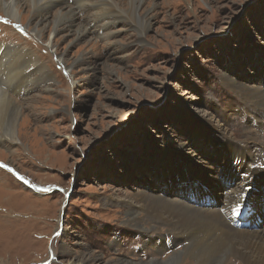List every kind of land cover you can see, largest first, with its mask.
Segmentation results:
<instances>
[{
  "label": "rangeland",
  "instance_id": "1",
  "mask_svg": "<svg viewBox=\"0 0 264 264\" xmlns=\"http://www.w3.org/2000/svg\"><path fill=\"white\" fill-rule=\"evenodd\" d=\"M148 1L140 6L151 16L141 36L120 21L109 35L92 29L76 41L64 31L50 38V27L35 36L27 6L17 19L0 10V43L29 49L54 76L14 95L15 141H0V264H68L84 252L91 264L166 258L184 243L156 252L147 235L169 240L167 227L127 226L126 196L148 191L184 201L197 180L198 192L206 188L217 202L222 187L231 192L242 179L232 157L223 167L231 150L224 132L237 143L264 141V120L242 112L247 99L231 84L264 90V0ZM75 14L82 24L89 18ZM189 112L212 117L205 132L196 127L207 140L190 129ZM238 151L264 166L241 147L230 156ZM220 169L228 181L217 177ZM207 200L200 199L209 207Z\"/></svg>",
  "mask_w": 264,
  "mask_h": 264
},
{
  "label": "bare ground",
  "instance_id": "2",
  "mask_svg": "<svg viewBox=\"0 0 264 264\" xmlns=\"http://www.w3.org/2000/svg\"><path fill=\"white\" fill-rule=\"evenodd\" d=\"M69 1L70 3H68V0H0V10L4 11L8 16L17 19L20 9L27 6V13L30 15V20L32 22V28L30 29L35 36L39 37L46 28L50 27L49 34L52 35L51 37L49 36L50 38L64 31L66 34L74 35L73 39H75V41L84 39L83 37L88 34V36H90L93 32L92 29L99 30L102 35H109L114 27L117 29L116 25L119 26L118 28L122 26L120 21L123 22V25L133 27L137 36H141L150 25L151 16L149 14V8H147L148 6L145 11H141L140 9L143 0ZM150 3L154 7L156 5V0H149L148 4ZM54 8H56V10L52 13V17L49 18L48 14L52 12ZM75 11L79 12L81 19H83L82 11L88 13L89 18L87 17V21L82 24L78 21L79 19L77 20ZM45 42L48 48L55 49L56 44L54 39H47ZM28 50L19 45L7 44L6 42L0 43V68L4 66L3 70H0L2 74L0 80L6 85L4 87L0 85L2 89H0V141L2 142H4V140L15 141L14 128L18 119L17 117L21 112V106L13 99L14 95L19 94L27 96L29 92L50 84L49 82H51V79L54 77L48 67L39 62V56H35V60H33V56L36 54L28 53L30 52V50ZM58 58L64 60L62 56H58ZM231 84L235 87L234 90L247 99V103H245V108L243 109L244 111L242 112L250 113V115L257 117L258 124L261 125L262 120H264V90L244 88L241 84H235V82ZM206 117L207 118L202 116V118H200L190 112L185 116L189 122L190 129L195 132L194 135L199 134L207 140L209 137L202 133L205 132V129L201 125L212 127L213 125L211 123L213 120L211 116L207 115ZM254 124L256 123L254 122ZM196 127L202 132H196ZM220 130L223 131L222 128H220ZM224 135L229 142V148L231 150L234 149L237 151V148L241 147L243 150H247L251 158L264 161V141L253 138L254 141L243 140L242 143H237L234 141L231 132L229 134L224 132ZM260 141H262V143L255 146L257 149L261 150V152L256 154L252 153V146L255 143H260ZM234 143L237 145L236 149L233 148ZM231 150L228 149L227 155L222 157L223 167H232L231 157L232 165L234 163L237 166L235 168L236 170L240 169L237 161L240 160V163L243 162L241 163V167L244 168V162L247 160L250 169L244 172V176H251L250 182L253 183L257 176L256 174L264 170V166H259V164L261 165L263 162L257 161L258 163L249 164L248 158L245 159L244 156L240 154L241 151L230 156V153L232 154ZM228 159L230 164L227 163ZM167 170V172L171 171V169L168 168ZM253 170L255 174L252 173ZM187 171L190 172L189 170ZM189 175L192 174L188 173L187 176ZM217 177L227 179L224 182L228 181L222 169H220ZM248 177H242V182L238 181L233 184L231 186V192L226 189L223 195L221 194V199L218 198L219 201L217 202H215L216 196L212 195L206 188L203 187L198 192V186H200L198 182L200 181L197 180L190 181L195 183L187 190L190 196L184 201H181L180 198L178 201L172 198L168 199L167 197L164 199L159 198L157 197L158 195H150L152 193H148V191L127 195L123 200L127 203H125V207L127 208V216L130 217L129 221L126 223L127 226L133 224L139 227L142 223L147 226L150 223L154 224L153 226L157 224L161 227H167L166 232L169 231V234L167 233L169 240H166L165 236L160 233L147 235L149 243L155 246L156 252L161 253L166 250V248L173 247L176 241L184 243V246L182 249L174 250L175 252L172 250L171 254L163 259L147 257V260L140 259L135 263L129 261V263L124 261L118 262V260L113 262L108 261L107 263L185 264V262H187L186 264H228L225 260L231 258L232 264H238L240 259L243 264H264V230L260 228V226H255L256 228L253 229L248 227L236 228L230 225L227 218L228 206L235 205L240 201L248 203L253 195L262 191V188L259 186L251 191L245 190L243 187L248 185ZM179 178L177 182H183ZM163 185L165 187L164 190H166L168 185ZM240 187H242L241 193H239ZM196 195L199 198L193 197ZM202 196L204 200L208 198L207 201L210 202L209 207H206L204 203L200 201ZM197 198L198 200H196ZM196 202H198L199 205H196ZM236 214L238 213L236 212ZM252 218L253 216L250 215L246 220L251 222ZM146 228L147 227H143L145 231ZM235 257H240V259ZM91 260L95 259L91 257L89 252H84L81 256L73 254L67 263L91 264L94 262H91Z\"/></svg>",
  "mask_w": 264,
  "mask_h": 264
}]
</instances>
